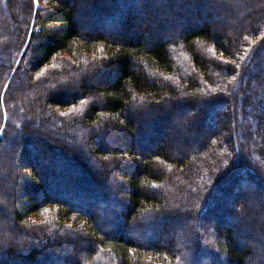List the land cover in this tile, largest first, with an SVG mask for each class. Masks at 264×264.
I'll return each mask as SVG.
<instances>
[{
  "label": "trees",
  "instance_id": "1",
  "mask_svg": "<svg viewBox=\"0 0 264 264\" xmlns=\"http://www.w3.org/2000/svg\"><path fill=\"white\" fill-rule=\"evenodd\" d=\"M76 1L0 0V169L15 153L33 173L14 174L10 200L0 182V264H264V0H212L207 17L237 19L219 34L200 10L187 23L210 0H178L172 21L129 0L157 20L133 36L120 32L138 22L133 6L117 23L116 4L101 8L103 25L84 32ZM183 107L190 132L174 138L187 148L150 149ZM98 124L119 143L100 140ZM35 150L57 166L42 165L49 175ZM112 169L123 178L111 185Z\"/></svg>",
  "mask_w": 264,
  "mask_h": 264
},
{
  "label": "rangeland",
  "instance_id": "2",
  "mask_svg": "<svg viewBox=\"0 0 264 264\" xmlns=\"http://www.w3.org/2000/svg\"><path fill=\"white\" fill-rule=\"evenodd\" d=\"M141 1V0H139ZM138 1V2H139ZM76 6H75V9L76 11L78 12L77 13V16L79 17L80 19V26L82 28V30L84 32H87L89 31L92 27L91 25L89 24L91 20H97L99 21L98 25L99 26H102L103 25V21H101V16L104 12V10H102L101 8L103 7H109L110 5H114L116 4V7H118L120 9L119 11V14L117 15H113L114 17V22L117 23V21L120 20V15H125L127 16L129 13L128 11L129 10V7L128 6H133V13L137 16L138 18V22L135 23L131 28L130 30H125V33H123L124 31L121 29L120 32H121V36H126L127 34L133 36V35H137L138 32H137V29L139 26H143V25H150V26H153L155 27V23H156V18H153V17H147L146 14H148V11L146 10V8H144L142 5L138 4L137 1H129L128 0V4L127 6L124 5L126 0H87L86 4H85V1L84 0H77L76 1ZM90 2H93V3H90ZM227 2H229V4L231 3V1L227 0ZM124 3V4H123ZM140 3V2H139ZM150 5H149V10L151 12H155V13H159V14H156V16H166V18L168 20H171V13L174 12L176 9H179L178 6L181 4V1H178L176 0V5L175 7H173L172 9H169L170 7L167 6L168 2L166 0H150ZM91 4V6L89 7V5ZM211 4H213V1L210 0L207 5V7L205 8H198L197 6H195L194 4L191 5L190 7V13L192 15H189L191 16V18L189 19V21L187 22L188 25L191 27V28H195L197 25H199L201 22L199 19H197L196 16V13H199V10H200V14L202 15V18H201V21H209V22H212V25H213V28L215 30V34H219L222 32V30L225 32L226 29H228L227 27H229L228 25L230 24V22H232L233 26H237L238 24L236 23L237 22V19L235 20V18L233 19L232 17L230 18L229 15H227V11L225 13L224 11V14L223 15H218V16H214L212 15L211 17H207L205 13L207 12H211ZM210 7V9H209ZM170 12V13H169ZM231 12V11H230ZM229 12V14H230ZM193 17V18H192ZM172 21V20H171ZM224 22V23H223ZM227 24V25H225ZM117 25V24H115ZM100 27H98L99 29ZM112 32V31H111ZM115 36H117L115 34ZM119 37V35H118ZM147 38L149 40H153L154 37H152L151 35H147ZM170 102H173V100L169 101V102H166V101H162V103H159L161 104L162 108H166L168 107L169 103ZM164 103V104H163ZM164 112L160 111L159 114H163ZM191 111H189L187 108L183 107L180 109V111L178 110V114H177V117L176 119L170 121V123L168 124L169 126H166L165 128H162V133H160L161 135V141H155L153 143H150V145H148V147L150 149H153L155 148L156 146H159L162 142H166V143H169L171 144V147L175 148V149H179L180 151H182L183 149H186L187 145L186 144H182V141H180L179 143H176L175 142V138L174 136L181 138L180 136L182 134H189L190 131H188L190 129L189 127V123H190V120H191ZM205 129H207V125L204 126ZM96 129V132L98 133V137L100 140L104 141V142H107V143H115V142H118L119 143V139H118V135L117 134H114L112 133L111 135L110 134H106L104 131H103V126L102 124H98L97 127L95 128ZM178 141V140H177ZM121 143V142H120ZM122 143H126V141H123ZM35 145V144H34ZM40 148L38 147V150ZM194 149V151L196 152V147L192 148ZM84 150V149H83ZM137 152V151H136ZM172 154H174V151H172ZM11 158L10 160L7 159V162L4 163V169H0V182H4L5 184L3 185L4 188L6 190H9V200L10 198L12 197V193H13V182H14V174L18 173V171L21 170L22 173H26L27 176H31L33 177V173L31 170H28L23 164L24 162L21 161V159L19 160L18 156L15 155V153H12L10 154ZM68 156V155H67ZM70 156V155H69ZM40 159V164H37L35 162H37L38 160L37 159ZM113 158L111 156H108L106 158V161L108 163H111V160ZM17 160V161H16ZM31 160H32V164H34V168H36V171L37 173L41 176H46V175H49L50 172L52 170H47L45 169L46 166H42L43 164L46 165L48 164L49 162L52 164V169H56L57 166L55 165L54 161L52 163V160H51V157L46 154L44 156H41L40 155V151H36L33 152V154L31 155ZM86 161L88 163L91 164V166H93L94 168H96L98 171H101L102 170V165L100 164V162L96 161L95 163H93V160L92 158H87ZM107 162L104 163V165L106 164L107 165ZM2 163V162H1ZM20 167H22L20 169ZM95 170V171H97ZM83 173V172H82ZM85 174V173H84ZM93 175V174H92ZM123 177L120 176V174H118L117 170L115 169H112L111 172H109L108 174H106V179H107V183L109 184H114L116 180H120L122 179ZM245 183H241L240 182V190H234V193L235 194H240L241 193V190L242 189H245L247 187V185L249 184L247 180H244ZM99 186V185H98ZM249 186V185H248ZM49 187H51V185H49ZM228 187V185H227ZM233 186H229L227 189L228 190H231L233 192V189L232 188ZM250 190H260V188H255L254 186L252 187H249ZM247 190V189H246ZM238 191V192H237ZM35 197H39L38 194H37V191L33 193ZM64 197V196H63ZM123 197V196H122ZM219 203H222V205H224L225 207H233L234 206V200L232 199L231 195H222L219 197ZM263 202V200H262ZM2 205L4 206V208H7V204H5L4 202L2 203ZM102 204L98 201V202H95L94 203V206H93V209L92 211L94 212H98V209L102 208ZM244 207H254L255 205H253V202H244ZM243 206L240 207V209L238 210H243ZM238 208V207H237ZM10 209V207H9ZM204 216V215H203ZM199 222H200V225L201 226H207L209 229L211 228V226L214 224V220H212V218L209 216H204V218H201L199 217ZM113 230H115V232H118V229L121 228V222L119 220H113L112 224H111ZM254 225V224H253ZM256 225V224H255ZM254 225V229H253V232H254V235L256 237H261V235H259L258 231H257V226ZM171 235V231L166 233V234H162V233H158L156 232L155 234H152L153 237H159L161 239H163L164 242L167 241V239L169 238V236ZM263 237V236H262ZM203 240H205V242H210L211 239H209V234L208 232L206 234H203ZM263 244L261 245L263 248H264V237H263ZM55 244V243H53ZM16 258V256H12V258L10 257H7V260H12ZM199 258H203L202 256H200ZM213 263V262H212Z\"/></svg>",
  "mask_w": 264,
  "mask_h": 264
},
{
  "label": "snow or ice",
  "instance_id": "3",
  "mask_svg": "<svg viewBox=\"0 0 264 264\" xmlns=\"http://www.w3.org/2000/svg\"><path fill=\"white\" fill-rule=\"evenodd\" d=\"M34 3L38 4L39 3V0H33Z\"/></svg>",
  "mask_w": 264,
  "mask_h": 264
}]
</instances>
